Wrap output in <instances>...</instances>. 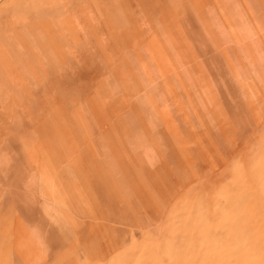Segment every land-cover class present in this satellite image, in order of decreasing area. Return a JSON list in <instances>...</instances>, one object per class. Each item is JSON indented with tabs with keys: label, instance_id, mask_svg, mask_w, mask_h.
I'll list each match as a JSON object with an SVG mask.
<instances>
[{
	"label": "rangeland",
	"instance_id": "obj_1",
	"mask_svg": "<svg viewBox=\"0 0 264 264\" xmlns=\"http://www.w3.org/2000/svg\"><path fill=\"white\" fill-rule=\"evenodd\" d=\"M0 264H264V0H0Z\"/></svg>",
	"mask_w": 264,
	"mask_h": 264
},
{
	"label": "crops",
	"instance_id": "obj_2",
	"mask_svg": "<svg viewBox=\"0 0 264 264\" xmlns=\"http://www.w3.org/2000/svg\"><path fill=\"white\" fill-rule=\"evenodd\" d=\"M44 106H45V102H44ZM83 145V144H82ZM65 146H67V145H65ZM77 146H81V144H78ZM70 150L73 152V155H74V152H75V147H70ZM90 150V152H89V154H88V157H89V160H90V162H91V166H90V168L93 170V171H96L97 170V168H96V165H97V163L99 162L100 164H102L103 162L99 159L98 160V162H95V146H92V145H87L86 146V148L84 149V151H89ZM109 151V150H108ZM108 158H111V156H110V154H109V156H108ZM77 161V160H76ZM108 166H105V167H110V170H111V163H112V160L111 161H108ZM83 167H84V164H85V161H83ZM112 169H113V166H112ZM83 178V180H85V177L83 176L82 177ZM98 182H99V180H98ZM80 185H81V187H80V189L79 190H84V191H86V190H93V187H95V186H93L90 182H88L86 185H82L81 183H80ZM125 185V184H124Z\"/></svg>",
	"mask_w": 264,
	"mask_h": 264
}]
</instances>
